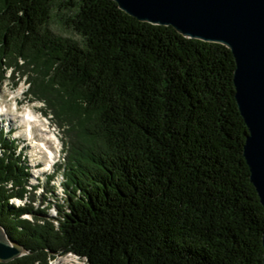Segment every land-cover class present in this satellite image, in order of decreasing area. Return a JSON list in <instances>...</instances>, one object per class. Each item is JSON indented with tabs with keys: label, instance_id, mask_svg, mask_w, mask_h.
I'll list each match as a JSON object with an SVG mask.
<instances>
[{
	"label": "trees",
	"instance_id": "trees-1",
	"mask_svg": "<svg viewBox=\"0 0 264 264\" xmlns=\"http://www.w3.org/2000/svg\"><path fill=\"white\" fill-rule=\"evenodd\" d=\"M54 14L80 40L55 33ZM8 67L67 126L71 147L58 216L37 210L36 223L9 203L4 183L26 173L0 154V224L31 252L0 264L69 253L86 264H263L231 49L114 0H0V73Z\"/></svg>",
	"mask_w": 264,
	"mask_h": 264
},
{
	"label": "water",
	"instance_id": "water-1",
	"mask_svg": "<svg viewBox=\"0 0 264 264\" xmlns=\"http://www.w3.org/2000/svg\"><path fill=\"white\" fill-rule=\"evenodd\" d=\"M114 1L142 22L172 26L186 38L231 49L236 99L248 127L244 156L264 206V0ZM30 253L0 224V262Z\"/></svg>",
	"mask_w": 264,
	"mask_h": 264
},
{
	"label": "rangeland",
	"instance_id": "rangeland-1",
	"mask_svg": "<svg viewBox=\"0 0 264 264\" xmlns=\"http://www.w3.org/2000/svg\"><path fill=\"white\" fill-rule=\"evenodd\" d=\"M50 27L58 35L70 37V38H73L75 40H80V36L78 35V33L75 32L74 30H72L70 27H68L65 23H63V21L60 18V14L59 15L58 14L53 15L52 21L50 23ZM0 86H3L5 88V90L8 91V89L10 87V83L8 81H6L5 83L0 84ZM35 154H36V159L31 162L32 164L33 163L36 164L38 162V159L40 158V155H38V157H37V151L35 152ZM32 172H33V170H32ZM62 180H63V177H60L59 180L57 181V184H55L56 190H55L54 194L51 195L49 198L50 207H49L47 212L50 214V216L52 218L53 217L56 218L58 216L57 209L55 207H53V203L56 201V196H58V198L64 196L63 195ZM53 264H86V262L84 259L79 258L75 254L69 253V254H66L64 256L60 255L59 257H57V259L55 261H53Z\"/></svg>",
	"mask_w": 264,
	"mask_h": 264
}]
</instances>
